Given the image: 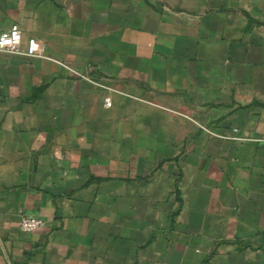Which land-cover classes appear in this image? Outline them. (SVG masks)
I'll list each match as a JSON object with an SVG mask.
<instances>
[{
  "label": "crops",
  "instance_id": "crops-1",
  "mask_svg": "<svg viewBox=\"0 0 264 264\" xmlns=\"http://www.w3.org/2000/svg\"><path fill=\"white\" fill-rule=\"evenodd\" d=\"M14 25L43 56L0 52V264H264V0H0Z\"/></svg>",
  "mask_w": 264,
  "mask_h": 264
},
{
  "label": "built area",
  "instance_id": "built-area-1",
  "mask_svg": "<svg viewBox=\"0 0 264 264\" xmlns=\"http://www.w3.org/2000/svg\"><path fill=\"white\" fill-rule=\"evenodd\" d=\"M23 32L18 25L12 26L9 30L0 33V52L12 55H24L28 57H42L43 50L36 39H29L26 49L23 50ZM107 107L111 105L110 100L106 101ZM235 132H237L235 130ZM45 223L40 218L23 216L20 228L23 233L31 234L44 227Z\"/></svg>",
  "mask_w": 264,
  "mask_h": 264
}]
</instances>
